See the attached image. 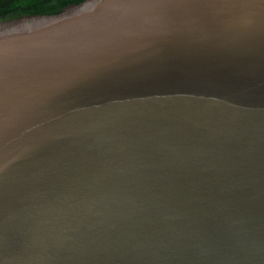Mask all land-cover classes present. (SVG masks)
Listing matches in <instances>:
<instances>
[{
  "label": "water",
  "instance_id": "1",
  "mask_svg": "<svg viewBox=\"0 0 264 264\" xmlns=\"http://www.w3.org/2000/svg\"><path fill=\"white\" fill-rule=\"evenodd\" d=\"M0 264H264V0L0 27Z\"/></svg>",
  "mask_w": 264,
  "mask_h": 264
},
{
  "label": "trees",
  "instance_id": "2",
  "mask_svg": "<svg viewBox=\"0 0 264 264\" xmlns=\"http://www.w3.org/2000/svg\"><path fill=\"white\" fill-rule=\"evenodd\" d=\"M86 0H0V22L57 15Z\"/></svg>",
  "mask_w": 264,
  "mask_h": 264
},
{
  "label": "rangeland",
  "instance_id": "3",
  "mask_svg": "<svg viewBox=\"0 0 264 264\" xmlns=\"http://www.w3.org/2000/svg\"><path fill=\"white\" fill-rule=\"evenodd\" d=\"M29 18H32V17H29ZM29 18H22V19H17V20H13V21H10V22H0V27H3V26H6V25H10V24H13V23H16V22H19V21H23V20H26V19H29Z\"/></svg>",
  "mask_w": 264,
  "mask_h": 264
}]
</instances>
